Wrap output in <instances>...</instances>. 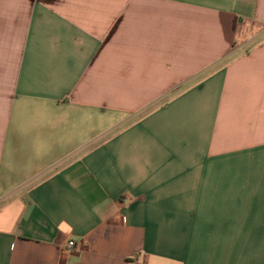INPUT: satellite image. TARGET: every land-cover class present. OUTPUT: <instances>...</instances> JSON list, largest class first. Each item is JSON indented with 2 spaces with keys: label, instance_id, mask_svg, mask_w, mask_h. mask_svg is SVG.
<instances>
[{
  "label": "crops",
  "instance_id": "crops-1",
  "mask_svg": "<svg viewBox=\"0 0 264 264\" xmlns=\"http://www.w3.org/2000/svg\"><path fill=\"white\" fill-rule=\"evenodd\" d=\"M0 264H264V0H0Z\"/></svg>",
  "mask_w": 264,
  "mask_h": 264
},
{
  "label": "built area",
  "instance_id": "built-area-1",
  "mask_svg": "<svg viewBox=\"0 0 264 264\" xmlns=\"http://www.w3.org/2000/svg\"><path fill=\"white\" fill-rule=\"evenodd\" d=\"M76 246H77V244H76L75 241H69V242H68V245H67V247H68V251H70V250L76 248Z\"/></svg>",
  "mask_w": 264,
  "mask_h": 264
}]
</instances>
